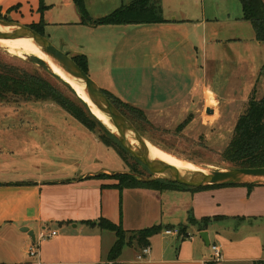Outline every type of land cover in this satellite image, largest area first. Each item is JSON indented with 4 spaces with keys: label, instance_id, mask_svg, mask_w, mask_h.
Segmentation results:
<instances>
[{
    "label": "crops",
    "instance_id": "crops-1",
    "mask_svg": "<svg viewBox=\"0 0 264 264\" xmlns=\"http://www.w3.org/2000/svg\"><path fill=\"white\" fill-rule=\"evenodd\" d=\"M135 1L84 0V4L92 21H97ZM152 1L161 8L165 22L86 25L75 0H43L48 8L43 14L40 0H0V14L29 25L43 22L44 31H75V43L68 47L74 57H87L89 73H94L96 78L92 79L97 85L143 110L148 117L182 107L201 84L211 89L205 80L210 72L217 71L216 65L232 56L228 55V46L264 48L252 25L243 19L239 0L240 6L235 0H213L214 18L207 17L206 0ZM199 1L203 4L202 14L195 8ZM105 3L112 7L106 14L102 6L92 9L95 4ZM168 8H172L171 17L166 16ZM85 38L90 46L76 44ZM207 95L216 100L209 91ZM44 122L39 128L49 129L48 134L53 135L48 137L49 145L65 149L62 156L71 168L42 170L36 177L19 180H0V264H108L116 235L91 224L101 219L122 224L126 231L154 225L164 230L187 227V236H177L173 241L167 240L164 230L151 237L150 253L143 257L138 247H125L114 264L264 261V187L120 191L118 181L112 177L130 173V169L115 173L99 168L100 146L108 147L98 135L79 121ZM85 159L89 160L87 166L77 168L78 161ZM190 216L197 221L211 219L204 231L209 233L211 244L220 247L221 261L212 260L213 252L199 237L202 231L189 223ZM45 228L56 231L58 236L41 242L38 255L31 257L28 247Z\"/></svg>",
    "mask_w": 264,
    "mask_h": 264
},
{
    "label": "rangeland",
    "instance_id": "rangeland-1",
    "mask_svg": "<svg viewBox=\"0 0 264 264\" xmlns=\"http://www.w3.org/2000/svg\"><path fill=\"white\" fill-rule=\"evenodd\" d=\"M235 1L239 5L238 1ZM213 3V0L205 1L208 18L215 16V11L211 13V8L214 9ZM111 4H113L112 1ZM96 6L104 7V10H107L104 11V14L112 10L111 5H106V3L100 6L95 4L94 8L91 5L93 10ZM195 8L197 13L202 14L203 4L201 1L196 4ZM171 11L172 8H168L166 16L171 17ZM20 24L31 26L28 23L20 22ZM45 37L59 50L72 58L74 57L68 46L72 45L74 39L77 38L75 31L64 33L61 30L48 29L45 30ZM62 38L63 40H61ZM81 43L87 47L90 46L87 38L83 39V42H76L79 45H82ZM227 49L228 55L232 56L225 62L216 65L217 71L210 72L208 80H205L211 89L201 84L195 95L190 96L189 101L186 102L190 107V112H187L188 106L183 103L182 107L173 108L170 111L151 113L149 120L154 128L145 127V136L142 135L154 148L162 150L179 163L196 167L199 171L211 172L230 168L223 161V153L233 137L236 123L248 109L252 97L257 100L264 97V48L258 49L251 45L245 47L242 44L228 46ZM0 52L13 59L23 61L30 57L4 48H0ZM12 62L23 65L18 60H12ZM24 67L32 73L40 69L37 65L30 63L25 64ZM89 75L91 78H96L92 72ZM50 82L64 96L70 100L73 99L71 93L62 84L53 79ZM73 89L83 98L79 88ZM212 90L220 96L215 95ZM208 91L215 96L217 101L211 95H207ZM42 105H47L50 108L45 109ZM207 109L214 110V114L208 115ZM189 113L192 116L191 122L184 129L178 130V126L187 119ZM65 120L79 123L53 102L0 104V180H19L20 178L36 177L42 170L71 168V163L62 156L63 153H66L65 149L49 145L48 137L53 135L48 134L49 129L39 128L43 126L44 121L62 122ZM96 135H98L97 132ZM64 145L67 148V141L64 142ZM100 149L98 159L100 169L109 168L115 173H127L129 166H134L136 177L143 179L151 177L149 171L136 160L127 157L128 166L114 149H106L101 146ZM88 161V159L79 160L77 168H85ZM96 168L94 165V169ZM165 236L167 240L177 239V236ZM107 262L114 264L109 260Z\"/></svg>",
    "mask_w": 264,
    "mask_h": 264
},
{
    "label": "trees",
    "instance_id": "trees-1",
    "mask_svg": "<svg viewBox=\"0 0 264 264\" xmlns=\"http://www.w3.org/2000/svg\"><path fill=\"white\" fill-rule=\"evenodd\" d=\"M239 1L243 9V19L252 25L257 41L264 44V1ZM75 2L81 13L82 23L86 25L112 26L165 22L162 17L161 8L153 4L152 0H136L130 6L121 8L97 21H92L90 18L84 0H75ZM47 9L43 0H40V12L43 14ZM2 18L3 16L0 14V19ZM8 20L11 21L10 19ZM30 27L45 36L43 22L38 25H31ZM73 59L89 75L87 57L80 55L73 57ZM12 60L22 62L24 66L27 63L37 65L40 69L32 73L23 65L12 62ZM51 79L62 84L71 93L73 99L70 100L57 90L51 84ZM102 91L119 112L133 123L141 135L145 136V127L154 128L148 115L143 110L123 102L105 90ZM30 102L55 103L89 131L95 134L97 132L101 142L106 147L117 151L125 163L127 157L134 159L121 147L106 126L92 114L88 105L76 95L75 91L52 72L47 63L37 56H30L23 61L21 59H13L0 52V104L17 105ZM191 118L192 116H189L183 121L178 126V130L184 129L191 122ZM223 161L230 168H264V97L260 100L254 97L250 99L248 109L239 117L236 123L233 137L223 153ZM129 169L130 173L117 174L112 177L118 181L116 187L120 191L127 188H145L161 192L175 190L202 191L221 188L218 186H206L199 189H191L165 180L143 182L136 177L137 173L134 166H129ZM244 187L251 190L255 186L249 185ZM210 222V218L197 221L193 216H190L189 220L191 225L197 226L201 231L206 230ZM91 224L98 226L102 230L111 231L116 235L115 245L107 257V260L114 263L119 259L125 247L136 246L142 252L145 248L150 247V238L164 230L161 226H154L140 231H126L123 229L122 224L117 225L106 219H101L97 224ZM180 230L181 236H187V227H181ZM256 264H264V261Z\"/></svg>",
    "mask_w": 264,
    "mask_h": 264
},
{
    "label": "water",
    "instance_id": "water-1",
    "mask_svg": "<svg viewBox=\"0 0 264 264\" xmlns=\"http://www.w3.org/2000/svg\"><path fill=\"white\" fill-rule=\"evenodd\" d=\"M0 27L10 28L9 31L0 30V39H28L33 41L72 81L84 87L92 104L109 120L110 125L100 120L93 113L89 103L84 101L73 87L60 77L88 105L92 114L106 126L121 147L149 171L152 177L148 179L139 178L141 181L165 180L191 189H199L206 186L236 187L253 185L255 187H264V168H229L211 172L203 170L188 171L163 161L152 159L145 138L137 131L133 123L119 112L97 83L77 65L72 57L59 50L47 37L29 26L22 25L16 21H9L7 17H3L0 19ZM207 114H214V110L207 109ZM199 236L207 247L211 246L207 231L200 232Z\"/></svg>",
    "mask_w": 264,
    "mask_h": 264
},
{
    "label": "bare ground",
    "instance_id": "bare-ground-1",
    "mask_svg": "<svg viewBox=\"0 0 264 264\" xmlns=\"http://www.w3.org/2000/svg\"><path fill=\"white\" fill-rule=\"evenodd\" d=\"M0 30H2V31H9L10 28H2V27H0ZM0 48H4V49L10 50V51H13V52H15L17 54H24V55H27V56L35 55V56L41 58L42 60H44V62L49 65V67L51 68V70L56 75H58L64 81H66L69 84H71L73 86V88H79V90L83 94V98L84 99L80 95L79 96L84 101H86L87 103H89V105L91 106L93 112L97 115V117L100 120H102L104 123L110 125L109 124V120L104 115H102L96 109V107L92 104V102L90 101L88 95L85 92L84 87L81 86V85H79V84H77L76 82L72 81L65 74V72L58 65H56V63L53 62L52 59H50L47 55H45L37 47V45L33 41L28 40V39H0ZM147 147L149 149V153H150L152 159L163 161L165 163L171 164L173 166H176V167L181 168V169H184V170H188V171H199L194 166L184 165L182 163L177 162L176 160H174L173 158H171L169 155H167L166 153H164L162 150H159V149L154 148L149 142H147Z\"/></svg>",
    "mask_w": 264,
    "mask_h": 264
},
{
    "label": "built area",
    "instance_id": "built-area-1",
    "mask_svg": "<svg viewBox=\"0 0 264 264\" xmlns=\"http://www.w3.org/2000/svg\"><path fill=\"white\" fill-rule=\"evenodd\" d=\"M164 234L167 236H181L180 228L166 229L164 230ZM58 233L56 231H50V229H43L36 238L35 243L31 244L28 247V254L31 257H36L38 255V246L41 242L47 241L51 238L57 237ZM211 251L213 252L212 260L213 261H221L223 259V253L219 246L211 244ZM150 253V247L145 248L142 251V255L140 257L146 256Z\"/></svg>",
    "mask_w": 264,
    "mask_h": 264
}]
</instances>
